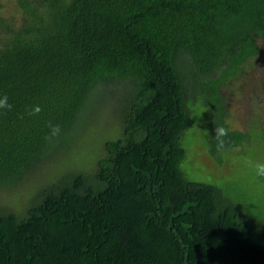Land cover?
Segmentation results:
<instances>
[{
    "label": "trees",
    "instance_id": "1",
    "mask_svg": "<svg viewBox=\"0 0 264 264\" xmlns=\"http://www.w3.org/2000/svg\"><path fill=\"white\" fill-rule=\"evenodd\" d=\"M260 39L264 0H0V188L80 144L101 91L121 97L90 169L61 171L20 213L0 206V264H264L255 175L223 187L193 159L264 156L221 93ZM49 125L61 133L46 141Z\"/></svg>",
    "mask_w": 264,
    "mask_h": 264
},
{
    "label": "rangeland",
    "instance_id": "2",
    "mask_svg": "<svg viewBox=\"0 0 264 264\" xmlns=\"http://www.w3.org/2000/svg\"><path fill=\"white\" fill-rule=\"evenodd\" d=\"M221 93L225 95L224 103L229 111L230 125L248 133L253 131L252 134L255 135L256 140L264 139V39L259 40L258 52L241 64L239 72L234 78L228 79L221 88ZM120 101L121 97L115 90L101 91L99 95L91 99L83 117L86 119L82 127L84 133L79 130L80 136L77 138L80 144H75L69 149L59 150L48 157H44L36 167L25 172L14 187L0 188V206L20 213L36 189L52 177L58 176L61 171L66 168L85 171L90 169L93 158L98 154L102 137H110L116 132L117 127L114 119L120 112ZM205 109L206 107H204ZM247 146L248 148H244L240 153L237 152L240 156L229 153L231 156H226L219 163L209 156L207 150L194 146L193 159L198 158L211 175L220 176L216 181L225 187L228 186L226 185L227 182L232 179L239 180L234 176L237 173L246 176L243 177L244 180L240 179V182L255 175L247 161H264V156L259 157V159H247L245 156L249 152L251 154L247 155L248 157L252 155L254 158L255 155L251 145ZM238 161L239 164L237 165ZM247 166L251 169V175L249 172L242 173L243 170H248ZM190 173L195 178L202 175L201 170H192ZM243 185L249 189V193L252 195L262 196L260 193H253L255 191L264 194V177L255 176V179L250 178L249 182ZM235 187L238 190H243L237 183Z\"/></svg>",
    "mask_w": 264,
    "mask_h": 264
},
{
    "label": "clouds",
    "instance_id": "3",
    "mask_svg": "<svg viewBox=\"0 0 264 264\" xmlns=\"http://www.w3.org/2000/svg\"><path fill=\"white\" fill-rule=\"evenodd\" d=\"M12 105L8 103L7 95L0 96V109H11ZM42 109L38 105H34L29 112L30 115L38 114ZM214 139L217 142L218 147H223L224 140L223 138L227 136L228 129L223 126L215 127ZM61 133V128L59 125H49V132L45 136L46 141H51L57 138ZM207 135V133H204ZM251 165V168L256 177H264V161H247Z\"/></svg>",
    "mask_w": 264,
    "mask_h": 264
}]
</instances>
